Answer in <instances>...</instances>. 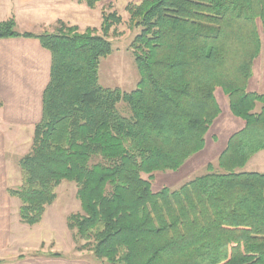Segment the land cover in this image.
Returning a JSON list of instances; mask_svg holds the SVG:
<instances>
[{
	"label": "trees",
	"instance_id": "1",
	"mask_svg": "<svg viewBox=\"0 0 264 264\" xmlns=\"http://www.w3.org/2000/svg\"><path fill=\"white\" fill-rule=\"evenodd\" d=\"M77 1L94 9L107 0ZM126 12L139 29L130 48L140 80L129 93L98 83L122 23L112 3L101 9L99 29L58 21L34 35L0 22V39L35 38L50 54L41 119L18 162L20 185L7 190L20 203V223L39 224L58 186L72 182L81 211L67 227L75 249L96 260L264 264V173L239 171L264 150V94L247 90L264 0H142ZM217 90L243 127L204 174L153 192L142 175L177 171L205 148L221 113Z\"/></svg>",
	"mask_w": 264,
	"mask_h": 264
},
{
	"label": "crops",
	"instance_id": "2",
	"mask_svg": "<svg viewBox=\"0 0 264 264\" xmlns=\"http://www.w3.org/2000/svg\"><path fill=\"white\" fill-rule=\"evenodd\" d=\"M18 1L20 17L19 20L16 16L13 18L18 25L19 33L39 35L50 27L52 30L58 21L75 25L62 15L67 13L78 16L79 13H84L83 4L76 0ZM49 71L50 54L37 39L24 37L0 39V190H3L7 196V190L11 188L2 187V184L8 172V157L16 151L26 154L24 149L32 143L34 127L41 119L42 94L49 81ZM228 109L227 104L226 110ZM219 118L220 115L217 120ZM230 118L231 121L227 123V126L234 125L233 133L243 127L242 120L236 117ZM261 153H264V150L253 156L247 164ZM10 205L17 207L12 223L9 220ZM19 206L20 203L15 198L0 199V261H2L0 264L104 263L92 258L91 252H74L72 232L67 227V221L61 227L64 234L62 232L57 242L50 233H46L45 238L30 239V232L34 231L35 235H40V233L52 231L54 227L46 225L48 224L45 222L47 209L39 224L32 227L21 224L18 216ZM26 228L31 230L27 231ZM63 235L65 239L67 238L64 241L65 252L58 248L61 244L58 241H63ZM52 254H58V256ZM20 256L23 257L19 258Z\"/></svg>",
	"mask_w": 264,
	"mask_h": 264
},
{
	"label": "rangeland",
	"instance_id": "3",
	"mask_svg": "<svg viewBox=\"0 0 264 264\" xmlns=\"http://www.w3.org/2000/svg\"><path fill=\"white\" fill-rule=\"evenodd\" d=\"M141 1L142 0H107L98 3L94 9H90L84 3H82L84 7V13H79L78 16L68 15L67 13H64L62 15L64 16V18H67L70 22L75 24L67 25L76 26L80 31H84L88 27L99 29L101 24V9L105 7V5L109 2L113 4L114 10L121 17L122 23L115 27L116 34L113 37L111 36L109 39L112 45V52L107 57L102 58L99 63L98 83L103 88H118L122 92L129 93L137 87V84L140 80V75L137 70L130 45L134 36L139 32V29L130 28L128 22L129 16L126 12V6L129 3L139 4ZM14 16L18 17L17 20H19V1L0 0V22L13 20V22L15 23L13 18ZM54 27L55 25L52 27V30L50 27V29L45 32H53ZM14 29L18 31V25H16V23ZM247 90L250 92H256L258 94H264L263 36H261L260 53L254 61L253 74L248 82ZM215 94L222 112L220 114L219 120L216 119L217 122L216 120L214 121L213 125L210 127L208 133L205 136V145L207 141L206 148L203 151L191 156L177 171L153 173L151 178H149L148 175H142L143 179L150 181L153 192L160 190L164 186L172 190L176 189L185 182L193 179L194 177L204 174L206 172V166L209 163L213 164L214 166L216 165L218 156L225 145V141L228 136L233 133L235 127L232 124H229V126H227V123L231 121L230 117L234 116L231 114L229 109L226 110L227 101L222 91L217 90ZM117 110L124 117L130 116V109L124 102H120L118 104ZM28 146L31 147V145H27L24 149V151L27 153L30 150V148L28 149ZM23 154V152L21 153L19 151H16L13 152L11 157H8L7 161L9 167L7 175L4 177L2 187L8 186L11 189H15L20 185L18 162L19 159L25 155ZM239 171L264 173V153L256 156L255 160L244 166ZM76 192L77 188L74 183L66 181L62 182L56 189V200L51 206L46 208L47 211L45 210V222L48 223L46 225L48 227H54V229L52 231L49 230L47 232L40 233V235H35L33 229V233H29V238H45V234L50 233L52 234V238H54L57 242V238L61 237L62 235L63 231L61 230V227H63L66 223L68 215L81 211L80 203L76 198ZM0 199L9 200V197L3 190H0ZM16 208L17 207L14 205H10L9 207V211L11 212L9 220L11 223L12 219H14L15 217ZM26 230L30 231L31 229L26 228ZM66 239L63 235V241H58L61 243L59 244L58 248L62 252H65L66 250V247L64 245V241ZM72 242L74 244V252H82L77 251L75 249L76 243L74 242V240H72ZM91 256L92 258H94L92 253ZM96 264L108 263L97 262Z\"/></svg>",
	"mask_w": 264,
	"mask_h": 264
}]
</instances>
